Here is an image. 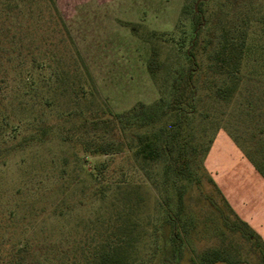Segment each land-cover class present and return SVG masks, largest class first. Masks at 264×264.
<instances>
[{
  "label": "rangeland",
  "instance_id": "1",
  "mask_svg": "<svg viewBox=\"0 0 264 264\" xmlns=\"http://www.w3.org/2000/svg\"><path fill=\"white\" fill-rule=\"evenodd\" d=\"M198 1L59 0L71 18L76 41L58 9V0H0V98L15 97V91L24 89L25 78L32 73L42 82L36 84L32 96L25 95L26 101L33 105L35 123L46 120L53 126L47 140L13 149L0 161V245L5 249L12 242L29 241L36 253L40 246L53 247L54 243L71 251L75 237L86 231L88 221L104 214L113 194L109 190L102 198L97 191L109 184L113 189L115 181L124 179L141 184L139 190L146 197L148 235L139 264H200L203 251L222 244L211 221L215 212L193 186L185 199L188 232L184 254L176 262L169 244L167 210L160 205L166 194L165 159L142 165L126 149L91 155L81 165L77 161L80 146L74 139L64 141L61 132L63 125V132L72 131V122L80 120L67 116L64 100L52 107L42 105L49 87L42 79L52 77L53 81L63 69L74 70V61L81 56L97 92L94 101H81L77 106L72 103L75 111L85 114L87 104H92L91 110L98 108L104 119L111 117L108 112L112 111L150 120L168 106L175 81L188 67L187 51L198 31L194 24ZM204 10L205 22L199 27L195 48L203 63L216 47L222 28L243 21H251L255 39L264 50V0H205ZM152 31L158 35L152 38ZM151 39L161 60L157 80L147 67ZM255 69L234 99L225 102L215 101L204 89L210 74L204 64L196 75L197 113L186 129L191 136V167L200 175L203 188L217 196L208 181L212 177L236 212L264 238V177L250 158L259 159L257 151L264 143V54ZM246 71L249 74L250 68ZM23 110L16 107L11 113L19 118ZM114 128L100 124L85 131L127 143L131 135ZM204 140L208 150H197L194 155V146ZM102 162L107 164L105 175L98 179V175L91 176L88 171L97 173ZM170 193L174 196L173 190ZM170 203L174 207L175 199ZM248 258L254 260L251 255ZM0 264H7L4 258ZM36 264L50 262L38 255Z\"/></svg>",
  "mask_w": 264,
  "mask_h": 264
},
{
  "label": "trees",
  "instance_id": "2",
  "mask_svg": "<svg viewBox=\"0 0 264 264\" xmlns=\"http://www.w3.org/2000/svg\"><path fill=\"white\" fill-rule=\"evenodd\" d=\"M204 3L205 0H199L194 7V24L198 31L187 51L188 67L175 81L168 106L161 109L156 116H151L150 120L131 119L129 114L112 111L108 112L111 117L104 119L98 108L91 110L92 104L86 105L85 114L75 111L72 103L77 106L81 101L86 103L88 100L94 101L97 92L94 78L79 55L74 61V70L63 69L55 74L53 81H50L52 77L47 81L42 79L49 86L42 96V105L44 108L52 107L54 104L60 105V101L64 100L67 108L63 110L67 116L73 115V118L80 120L78 124L72 122V131L67 129L64 133L63 125L61 132L64 141L74 139L80 146L82 153L77 157V161H81V165L88 162L91 155L103 156L126 149L131 150L135 161L142 165L165 159L163 187L166 194L160 205L167 210L170 226L169 244L176 262L183 257L187 239L188 231L185 228L187 221L184 219L186 194L196 186L215 212V218H211V221L216 235L222 239L220 246L201 253L200 264H213L218 261L228 264H264V238L261 234L236 212L212 177H208V181L219 199L206 192L200 175L191 167L192 154L189 150L191 136L186 125L191 116L197 113L196 75L205 64L210 74L208 82L205 81L204 89L215 101L230 102L246 77L255 73L254 68L257 70L264 54V50L255 39V32L251 30L249 20L246 23L243 21L223 27L216 47L208 53L203 63V57L195 48L199 38V27L205 22ZM63 23L71 37L67 25L64 21ZM126 24L131 25L132 29L137 28L136 24ZM154 35L157 36L158 32L152 31L151 37H155ZM151 48L147 67L151 77L157 80L161 60L158 46L152 39ZM247 68H250L249 74ZM25 80L24 89L15 91V97L7 95L0 98V161L13 149L45 141L50 132H53V126L46 120L35 123L33 105L25 98L28 94L32 96L34 87L38 82H42L41 79H36L30 73ZM16 107L24 109L19 118L11 113ZM101 110L106 112L104 109ZM100 124L112 129H115V126L119 132L130 134L131 137L124 143L122 140L99 137L85 131L89 126L98 127ZM26 130L29 132L26 133ZM12 140L15 142L8 145ZM208 147L209 144L205 140L199 142L194 146V155L195 151H206ZM259 148L257 151L259 159L250 158L257 171L264 177V143ZM106 167L107 164L102 162L97 165V173L94 169L88 172L93 177L98 175V179L99 175H105ZM114 183L116 185L113 189L109 184L97 191L102 198L109 190H113V194L104 209V214H98L88 221L84 225L86 231L78 233L75 237L71 251L54 243L53 247L40 246L36 253L32 252L33 248L29 241H20L10 243L7 249L0 245V259L4 258L7 264H36V257L39 255L50 264H139L143 244L148 235L146 227L149 222L144 217L146 197L139 190L141 184L135 185L126 179ZM170 190H173L174 196ZM171 198L175 199L174 207L171 206ZM249 255L253 257V261L248 258ZM162 264L168 263L165 261Z\"/></svg>",
  "mask_w": 264,
  "mask_h": 264
},
{
  "label": "crops",
  "instance_id": "3",
  "mask_svg": "<svg viewBox=\"0 0 264 264\" xmlns=\"http://www.w3.org/2000/svg\"><path fill=\"white\" fill-rule=\"evenodd\" d=\"M57 2V0H56ZM58 9L60 10V12L62 13V16L65 20V22L67 23L69 29L71 30V33L73 34L74 38L76 39V41H78V38H76V33L74 32L73 30V27H72V21H71V18L69 17V15H67L65 12H64V6L61 5V2L59 3V0H58ZM229 201V200H228ZM231 204V203H230ZM262 236V235H261ZM263 237V236H262ZM213 264H228L226 262H222V261H218V262H215ZM236 264H247V263H236Z\"/></svg>",
  "mask_w": 264,
  "mask_h": 264
}]
</instances>
